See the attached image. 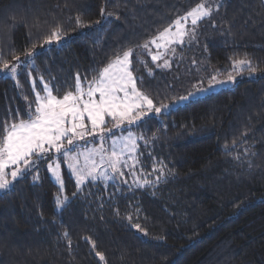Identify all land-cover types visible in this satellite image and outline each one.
I'll list each match as a JSON object with an SVG mask.
<instances>
[{
	"label": "trees",
	"instance_id": "trees-1",
	"mask_svg": "<svg viewBox=\"0 0 264 264\" xmlns=\"http://www.w3.org/2000/svg\"><path fill=\"white\" fill-rule=\"evenodd\" d=\"M200 2L0 0V64L37 50L15 79L0 75V127L26 119L44 83L62 96L74 90L77 74L92 80L128 48L138 89L157 105L217 71L229 75L245 53L258 74L134 126L147 141L139 146L141 179L152 173L149 162L167 165L154 186L136 187L126 171L127 185L97 180L78 190L63 168L69 199L58 209L61 190L41 161L0 194V264H264L263 0H219L195 38L175 48L170 67L141 59L140 46ZM57 26L66 40L44 45Z\"/></svg>",
	"mask_w": 264,
	"mask_h": 264
},
{
	"label": "snow or ice",
	"instance_id": "snow-or-ice-1",
	"mask_svg": "<svg viewBox=\"0 0 264 264\" xmlns=\"http://www.w3.org/2000/svg\"><path fill=\"white\" fill-rule=\"evenodd\" d=\"M218 7L219 5L209 4L207 0H201L190 11L176 18L172 24L140 47L149 50V44H152L156 49H163L151 55L153 61L160 60L169 51L175 54V48L170 46L185 43V38L194 39L198 23L210 18ZM101 14L115 15L105 13L104 9H101ZM189 20L191 27L187 26ZM76 23L81 27L91 26L81 21L79 17L76 18ZM65 35L62 27L57 26L43 40V44L59 43ZM35 51V47L26 51L24 58H31ZM133 57V48L123 50L99 69L92 80L85 79L83 84L77 74L74 90L67 91L60 97L55 95L47 84H44L43 94L35 92L34 101L28 102L25 110L27 118L17 116L14 122H5L0 127V190L12 188L18 179L30 174L41 161L46 162L47 170L52 173L61 193L64 192L61 161L67 163V168L75 176L78 190L87 183L97 180L103 181L105 186L111 180L127 185L125 167L133 170L132 184L136 187L150 184L154 186L158 183L167 170V165L163 161L152 165V172L159 173L155 181L141 179L135 171L140 165V159L136 155L139 149L137 140L143 139V136L137 137L131 131H128L127 135L121 133L117 136L113 131L138 125L149 114H159L162 109L170 107L168 104L157 107L152 98L137 88L136 82L139 77L134 76L131 70ZM21 64V57L15 56L13 62L4 61L0 64V73L15 79ZM232 65L237 75L243 69H247L249 75L257 72V68L253 66L252 60L247 58L246 53L245 58L233 60ZM157 66L170 67V62L164 59L163 64ZM218 75V71L216 75H211L206 85L200 81L199 87L194 86L193 91L177 97L172 103L188 100L198 92H206L217 85L235 82L237 78L229 74L225 79H218ZM40 80L42 81L43 77H40ZM16 82L19 84L18 80ZM32 83L35 85V79ZM25 100L27 101V97ZM109 122L112 127H106ZM89 137L93 141L98 140L99 145L87 147ZM106 140L109 141L107 148L104 146ZM81 141L85 142L83 150L79 147ZM233 144L235 145V141ZM140 171L143 172L142 167ZM33 179H39L38 173ZM72 195L75 196L76 193ZM68 199L66 194H57L54 198L56 207H63ZM127 218L132 219L131 215ZM134 227L147 234L140 224L137 223ZM64 235L67 236L68 233L65 232ZM68 243L70 245L71 242ZM96 255L104 260L102 253Z\"/></svg>",
	"mask_w": 264,
	"mask_h": 264
},
{
	"label": "rangeland",
	"instance_id": "rangeland-1",
	"mask_svg": "<svg viewBox=\"0 0 264 264\" xmlns=\"http://www.w3.org/2000/svg\"><path fill=\"white\" fill-rule=\"evenodd\" d=\"M207 2L209 3V4H212V5H218L219 4V0H207ZM263 2H264V0H263ZM188 27H191V24H190V20H189V22H188V25H187ZM173 30H175V29H173ZM197 31V30H196ZM66 40V38L64 37L63 38V40L62 41H65ZM186 40H188L187 38H185V41ZM61 41V42H62ZM150 41V40H149ZM159 42V41H158ZM178 45H180V44H173V45H171L170 47L171 48H176ZM150 46H152V50H151V52H149L148 50H145V49H143L142 48V50H143V52H144V54L143 55H141V59H142V62L143 63H145V61L147 62V58H146V54H147V56H149L150 57V59H151V55L152 54H156L157 52H161V51H163V49H156V47H155V45H152V44H150ZM37 52V50L35 51V53ZM175 56L174 54H172L170 51L168 52V53H166L165 54V56L164 57H162L160 60H158V61H153L152 59V61L156 64V67L157 68H167V67H158L157 65H162L163 64V60L164 59H168L169 60V62L171 63V59H172V57L173 56ZM170 56V57H169ZM174 58V57H173ZM32 59H33V56L31 57V58H29V59H25L24 58V55L23 56H21V60H22V64H21V66H20V68L21 67H23L24 65H26L29 61H32ZM20 68L18 69V72H19V70H20ZM131 70H132V68H131ZM245 70H247V69H243L242 71H241V73L239 74V75H237V72L233 69V67H232V69H231V75H234V76H237V78H236V80H235V82H232V83H226V84H223V85H217V86H215V87H213V88H211L210 90H208V91H206V92H198L196 95H194V96H192V97H190L188 100H185V101H181V102H179V103H167L168 105H170V107H168L167 109H162V111H161V113H159V114H154V115H161L162 113H168V112H170L171 110H173V109H176V108H178V107H180V106H183V105H185V104H187V103H189L190 101H192V100H195V99H198V98H202V97H206L207 95H210L211 93H214V92H217V91H220V90H225V89H232V88H234L236 85H237V83H239V82H241V81H243V80H246V79H254V78H257L258 77V74L256 73V74H253V75H249L248 74V71H245ZM133 71V70H132ZM133 74H134V76H136V74L133 72ZM0 75H2V76H7V75H5L4 73H0ZM214 75H216V74H214ZM228 76V75H227ZM227 76H217V78L218 79H225ZM10 77V76H9ZM208 82H206V83H204L205 85L207 84ZM44 84H46V83H44ZM82 84H83V82H82ZM48 85V84H47ZM49 86V85H48ZM194 86H196V87H199L200 85H199V82L198 83H196ZM194 86L189 90V91H193L194 90ZM50 87V86H49ZM85 88H86V85H85ZM138 88V87H137ZM188 91V92H189ZM38 92H40V91H38ZM187 92V93H188ZM186 93V94H187ZM41 94H43V91L41 92ZM185 94V95H186ZM58 97H60V96H58ZM157 107H159L160 105H157V104H155ZM151 115H153V114H149L148 116H151ZM134 126L135 125H133V126H131L130 128H125V127H122L120 130H116V129H113V131L116 133V135L117 136H119L121 133H123L124 135H127V132L128 131H131L134 135H136L137 137H140V136H142L139 132H137L136 130H135V128H134ZM106 127H112V124H111V122H109V123H107L106 124ZM88 143H87V147H93V146H98L99 145V141L98 140H96V141H93L92 140V138L91 137H89L88 138ZM141 141H143V142H145V139H144V137H143V139H138L137 140V144L140 146V142ZM106 148L109 146V141L108 140H106L105 141V145H104ZM80 148H81V150H83V148L85 147V142L84 141H81L80 142V146H79ZM141 150H140V147H139V149H138V152L136 153V155L139 157V159H140V165H138L137 167H136V169H135V171H136V174L137 175H139L140 176V173L138 174V172L140 171L139 170V168L140 167H142L143 166V162H142V160H141ZM125 158H127V157H125ZM48 163H51V161H48ZM149 164H154V163H150L149 162ZM63 168H66L67 169V171H68V173L74 178V180H75V182H76V178H75V176L72 174V172L67 168V163L66 162H64V161H61V170H62V178H63V180H64V176H63ZM147 168H149V167H147ZM152 168V167H151ZM49 171V170H48ZM131 172V171H133L132 169H129V168H127V167H125L124 168V172ZM49 174H50V177H51V179L54 181V183L55 184H57V182L54 180V178H53V176H52V173L49 171ZM156 175H159V173L158 172H156V173H151L150 174V172L149 173H145L144 175H143V179H148V180H150L149 179V177H152V176H154V178L156 177ZM114 181H116L117 182V180H114ZM58 185V184H57ZM58 187H59V185H58ZM60 188V187H59ZM64 190H65V180H64ZM4 191H6V190H0V194L2 193V192H4ZM61 195H65V193L63 192V193H61ZM62 207H60V208H58V209H61Z\"/></svg>",
	"mask_w": 264,
	"mask_h": 264
},
{
	"label": "crops",
	"instance_id": "crops-1",
	"mask_svg": "<svg viewBox=\"0 0 264 264\" xmlns=\"http://www.w3.org/2000/svg\"><path fill=\"white\" fill-rule=\"evenodd\" d=\"M151 50H152V46H150V44H149V50L148 51L151 52Z\"/></svg>",
	"mask_w": 264,
	"mask_h": 264
}]
</instances>
